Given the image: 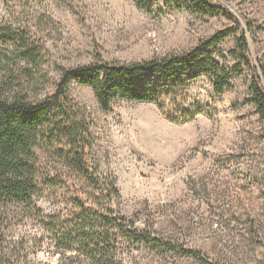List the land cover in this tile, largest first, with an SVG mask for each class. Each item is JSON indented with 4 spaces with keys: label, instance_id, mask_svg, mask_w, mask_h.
<instances>
[{
    "label": "rangeland",
    "instance_id": "1",
    "mask_svg": "<svg viewBox=\"0 0 264 264\" xmlns=\"http://www.w3.org/2000/svg\"><path fill=\"white\" fill-rule=\"evenodd\" d=\"M214 1L245 31L252 25L250 52L264 65V0ZM146 3L151 14L135 0H0V24L44 47L34 66L16 59L20 41L0 43V86L43 97L63 69L180 53L234 25L221 15ZM234 48L232 38L220 47L227 58L222 62H239L228 55ZM250 82L247 69L222 95L210 77L191 82L178 109L201 113L185 123L168 118L176 103L170 99L163 106L117 99L104 110L90 87L73 84L72 98L91 134L88 165L102 187L113 182L119 192L112 207L141 229L201 251L213 264H264V122L247 101ZM63 179L80 186L75 175ZM70 193L50 184L33 196L32 206L0 201V229L25 264H57L64 257L42 221L64 210ZM121 258L123 264H202L179 251L131 243L122 246Z\"/></svg>",
    "mask_w": 264,
    "mask_h": 264
},
{
    "label": "trees",
    "instance_id": "2",
    "mask_svg": "<svg viewBox=\"0 0 264 264\" xmlns=\"http://www.w3.org/2000/svg\"><path fill=\"white\" fill-rule=\"evenodd\" d=\"M146 1L135 0L140 9L151 14L153 8ZM150 1L201 16L221 15L234 25L180 53L129 63L102 61L63 69L54 90L43 97L32 98L29 92L0 86V201L32 206L33 196L43 187L51 184L71 189L67 207L42 221L56 246L65 253L57 264H123L121 249L125 243L163 247L202 264H213L201 251L141 229L135 220L112 207L111 202L119 192L113 182L102 187L88 165L91 134L85 113L72 98L73 84L90 87L104 110H109L117 99L160 106L170 99L176 103L175 111L167 109L168 118L185 123L201 113L200 109H178V102L191 82L210 77L214 92L222 95L231 88L234 77L247 69L251 73L247 101L255 106L264 122V65L255 63L250 52L247 32L252 31V25L245 31L234 13L214 0ZM11 34L0 24V43L20 41L22 48L16 59L39 66L44 47L38 49L24 32ZM230 38L235 48L228 55L239 60L232 65L221 61L227 58L220 51ZM63 172L77 176L79 188L64 180ZM36 208L34 214L39 215L41 211ZM0 264H25L2 229Z\"/></svg>",
    "mask_w": 264,
    "mask_h": 264
}]
</instances>
